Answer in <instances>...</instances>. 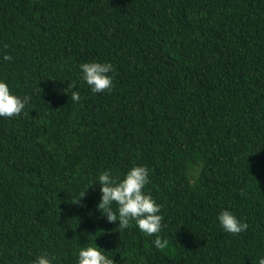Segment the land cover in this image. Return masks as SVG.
<instances>
[{"label": "trees", "instance_id": "trees-1", "mask_svg": "<svg viewBox=\"0 0 264 264\" xmlns=\"http://www.w3.org/2000/svg\"><path fill=\"white\" fill-rule=\"evenodd\" d=\"M5 53L0 79L28 102L0 118V264H76L94 243L114 264H258L264 0H0ZM91 61L113 64L111 91L80 79ZM133 165L149 169L162 250L96 209L95 178ZM224 209L247 230L225 232Z\"/></svg>", "mask_w": 264, "mask_h": 264}, {"label": "clouds", "instance_id": "clouds-1", "mask_svg": "<svg viewBox=\"0 0 264 264\" xmlns=\"http://www.w3.org/2000/svg\"><path fill=\"white\" fill-rule=\"evenodd\" d=\"M5 47H7L5 45ZM0 59L10 61L12 57L7 53ZM80 79L83 80L92 93H104L113 88V73L115 71L112 63L108 61H91L79 65ZM74 90L70 94L72 102L81 100L79 91L75 90V82L68 85ZM28 102L12 93L8 83L0 79V118H11L19 115ZM150 183L149 169L145 165H133L121 179L111 169H105L96 178L92 185H100L99 202L96 209L110 223L118 221L121 230L129 228L132 222L145 236L154 237L152 247L162 250L168 241L161 237L163 216L161 205L153 196L145 191L146 185ZM87 187L86 189H88ZM86 189L79 194V202L86 193ZM116 205L113 208V205ZM220 227L227 233L239 234L248 228V224L237 218L232 211L224 209L217 216ZM106 251L94 245L81 247L77 253L76 264H114ZM55 257L44 253L37 256L31 264H53ZM258 264H264V256L258 257Z\"/></svg>", "mask_w": 264, "mask_h": 264}]
</instances>
